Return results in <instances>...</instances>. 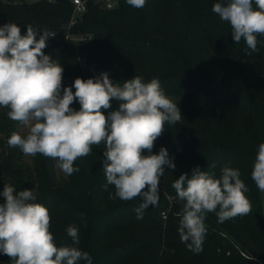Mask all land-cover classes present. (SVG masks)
<instances>
[{
  "label": "trees",
  "instance_id": "trees-1",
  "mask_svg": "<svg viewBox=\"0 0 264 264\" xmlns=\"http://www.w3.org/2000/svg\"><path fill=\"white\" fill-rule=\"evenodd\" d=\"M117 1L112 9L89 2L69 29L84 40L65 38L72 0H0V26L15 23L22 34L29 24L55 32L43 51L59 50L64 87L77 77H95L97 68L121 84L136 75L144 82L158 78L167 96L179 97L181 121L166 124L152 150L158 154L166 148L176 165L174 171L164 166L158 204L138 220L139 198L110 199L115 189L104 188L103 143L78 158L74 167L80 171L60 182L51 158L37 154L32 167L23 163L21 150L11 148L1 158V174L17 191L32 189L35 202L49 209L58 246L72 243L66 228L76 225L80 243L75 246L90 254L92 264H264L261 191L251 179L258 145L264 143V36H258V50L247 55L244 41L236 44L230 25L212 12L218 0H147L140 9ZM71 107L79 110L80 105ZM7 111L0 108V132L9 137L17 122ZM212 163L214 169L208 167ZM226 163L240 170L252 211L223 223L208 213L202 251L195 254L180 240L182 202L172 184L196 166L218 178ZM0 264H11V258L0 253Z\"/></svg>",
  "mask_w": 264,
  "mask_h": 264
},
{
  "label": "clouds",
  "instance_id": "clouds-1",
  "mask_svg": "<svg viewBox=\"0 0 264 264\" xmlns=\"http://www.w3.org/2000/svg\"><path fill=\"white\" fill-rule=\"evenodd\" d=\"M146 2L126 0L136 9ZM211 10L230 25L236 44L244 41L247 55L258 50V36H264V0H218ZM55 36L31 24L25 34L12 22L0 26V108L8 110L10 120L28 129L23 136L13 132L7 143L26 156L40 154L55 160L66 175L79 172L74 162L103 143L105 190L114 186L110 199L139 198L141 203L134 211L138 220L143 219L144 211L158 204L164 166L176 169L166 148L161 147L158 154L152 150L165 125L181 121V110L158 78L144 82L136 75L121 84L103 72L86 80L77 77L64 87V68L43 51L48 39ZM74 102L79 103V110L71 107ZM208 167L214 169L216 164ZM251 179L264 192V143L258 145ZM172 187L182 202L177 213L180 240L195 254L202 251L208 213L223 223L252 211L240 170L227 163L218 178L196 166L191 175L184 173L175 179ZM0 196V253L10 257L11 264H92L90 254L75 246L80 243L76 225L66 228L70 245L56 244L49 209L35 202L32 189L17 191L12 184H4Z\"/></svg>",
  "mask_w": 264,
  "mask_h": 264
},
{
  "label": "rangeland",
  "instance_id": "rangeland-1",
  "mask_svg": "<svg viewBox=\"0 0 264 264\" xmlns=\"http://www.w3.org/2000/svg\"><path fill=\"white\" fill-rule=\"evenodd\" d=\"M26 1L34 2L36 0H26ZM48 55H50L53 60H57V61L60 62V55H59V50L58 49H50L49 52H48ZM94 72H95V77H98L101 73H103L105 71L95 68ZM168 97L176 104L179 101V97H177V96H168ZM27 131H28V129L25 128L23 125L19 124L18 122L16 123L14 132H18L19 134H21L23 136V135L27 134ZM7 137H8V134L0 132V164H3L2 161H1V158L5 157V156H8L10 154L9 150H10L11 147H9V145L7 143V140H8ZM11 149H13L14 151H19L20 150L19 148H11ZM22 161H23V163L31 165L32 167L34 166V163H35L33 156H26L24 154L22 155ZM52 168L54 170V174H55V177H56L57 181L60 182V181H63V180H65L67 178L68 175L64 174L56 166V161L53 160V159H52ZM4 184H10V183L8 182V179L6 178V176L2 175L1 171H0V192L3 191ZM0 202H3V197L2 196H0ZM261 204H262V209L264 211V192H261ZM171 207H172V202H170V206L168 207V210ZM166 211H164V214H163L164 219L167 216L166 215V213H167Z\"/></svg>",
  "mask_w": 264,
  "mask_h": 264
},
{
  "label": "built area",
  "instance_id": "built-area-1",
  "mask_svg": "<svg viewBox=\"0 0 264 264\" xmlns=\"http://www.w3.org/2000/svg\"><path fill=\"white\" fill-rule=\"evenodd\" d=\"M95 2V3H99L101 4L103 7L107 8V9H112L115 8L118 5V1L117 0H72L73 4H74V11L73 14L70 18V21L67 25V32L65 35L66 39H74V40H84L87 37L85 36H80V35H72V33L70 32V28L73 27L74 25H76L82 15L87 11L88 9V5L89 2ZM53 34H55V32H52ZM52 38V37H50ZM111 79V77H109ZM112 80V79H111Z\"/></svg>",
  "mask_w": 264,
  "mask_h": 264
}]
</instances>
